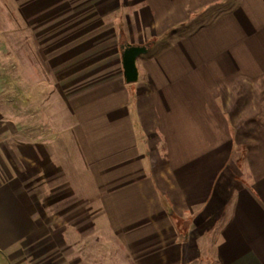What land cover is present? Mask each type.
<instances>
[{
	"label": "crops",
	"instance_id": "crops-1",
	"mask_svg": "<svg viewBox=\"0 0 264 264\" xmlns=\"http://www.w3.org/2000/svg\"><path fill=\"white\" fill-rule=\"evenodd\" d=\"M90 235L264 264V0H0V264H105Z\"/></svg>",
	"mask_w": 264,
	"mask_h": 264
},
{
	"label": "rangeland",
	"instance_id": "rangeland-1",
	"mask_svg": "<svg viewBox=\"0 0 264 264\" xmlns=\"http://www.w3.org/2000/svg\"><path fill=\"white\" fill-rule=\"evenodd\" d=\"M58 17H60V16H58ZM58 19H60V21L65 19L64 23L67 21L66 22L67 25L65 27H74V29L77 28L76 30H79L78 27H81V25L86 22V19L90 22L92 20H95V17L94 16L88 17V16H83L80 14H78V15L74 14V15H70L67 17H60ZM59 24L60 23L58 22V25ZM66 32L67 31L58 32V37L61 34L62 35L65 34ZM76 33H77V35H79L81 33V30L76 31ZM72 34H74V33H72ZM24 82H25V84H29L27 82H31V80L30 81L25 80ZM57 90H58L57 91L58 92V95H57L58 107L57 108H58V114H59V109H60L59 104L60 105L64 104V102H62L64 99V95L60 94L64 91V88L62 87V85L60 84L59 81H57ZM53 120H51V122ZM72 171L75 173L76 171L78 172V169L73 168ZM242 171H243V168H242ZM73 178H74V182H76L77 184L81 183L78 176L74 175ZM79 186H80V184H79ZM105 231H107V230H105ZM82 242L85 243L86 241L82 240ZM79 245L80 244H78L77 246L79 247ZM86 246H88V248H90V250H93V249L94 250L99 249L98 251L103 250L104 254H101V255L99 254L98 258H100V260H103L105 262V264H143V260H144L143 255L134 256V255L130 254L128 252V249L123 244H122V246H120V250L118 251L116 243H114L112 240H108L107 238H104L102 241L100 236L98 238H96V236L90 235L88 237V244ZM117 251H118V253H117ZM90 256L92 258L96 257L95 252L93 254H90Z\"/></svg>",
	"mask_w": 264,
	"mask_h": 264
},
{
	"label": "water",
	"instance_id": "water-1",
	"mask_svg": "<svg viewBox=\"0 0 264 264\" xmlns=\"http://www.w3.org/2000/svg\"><path fill=\"white\" fill-rule=\"evenodd\" d=\"M151 46V41L144 43H133L127 38H124L121 43V54L123 72L126 81L131 82L138 79L139 69L137 58L148 52Z\"/></svg>",
	"mask_w": 264,
	"mask_h": 264
}]
</instances>
